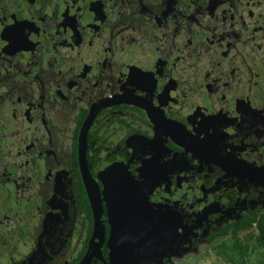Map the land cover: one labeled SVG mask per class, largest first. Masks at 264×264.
<instances>
[{
	"label": "flooded vegetation",
	"instance_id": "1",
	"mask_svg": "<svg viewBox=\"0 0 264 264\" xmlns=\"http://www.w3.org/2000/svg\"><path fill=\"white\" fill-rule=\"evenodd\" d=\"M81 146L100 191L139 188L127 264L230 240L264 209V0H0V264H111L128 205L91 239Z\"/></svg>",
	"mask_w": 264,
	"mask_h": 264
},
{
	"label": "water",
	"instance_id": "2",
	"mask_svg": "<svg viewBox=\"0 0 264 264\" xmlns=\"http://www.w3.org/2000/svg\"><path fill=\"white\" fill-rule=\"evenodd\" d=\"M84 135V134H83ZM84 139L81 140V144H84ZM79 161H80V170L82 174V179L84 181L85 191L87 194L89 206L93 212V231H92V237L93 240L95 234L97 237H99L100 241H103V223L101 220V213L103 212V204L106 207L107 205H110V202L107 200L110 198L116 197V208L118 210V202L120 201L124 205V208L126 205L129 207L131 206V202L134 198L132 196V193H137L138 189L135 185V182L133 181L132 176L127 172L124 171L125 169H122L124 173L122 176L115 175L114 177L109 176L113 173V168H109L106 171V181H107V188L106 193L110 191H115V193H118V196H106L103 193V190L100 191L98 186L94 183L93 179L91 178L87 165H86V159H85V149L83 146L80 148L79 152ZM118 169V168H117ZM116 169V170H117ZM116 177L125 178L124 181L117 180ZM258 178L261 179V182L264 181V174L260 175ZM122 182V183H121ZM122 184L121 189L118 188L119 184ZM109 199V200H110ZM120 209V208H119ZM124 217V216H123ZM145 217L142 215H128L127 217L123 218V222L121 224H116L114 230L112 231V234L109 238V241L112 239L114 249L110 250L112 253V257L110 258L111 264H127L125 262V259L133 258L138 253L143 254L142 257H144L147 253L148 248L155 247V238L152 237L150 234H148V227L144 223ZM108 247L112 248V245L108 242ZM160 247L158 248V250ZM170 246H166L163 251H169ZM134 250V251H133ZM119 252V253H118ZM93 254V251H90L89 254H86L83 256L81 262L79 264H85L88 261V258ZM140 257V258H142ZM155 264L161 263L160 256L157 257L156 261H154Z\"/></svg>",
	"mask_w": 264,
	"mask_h": 264
},
{
	"label": "rangeland",
	"instance_id": "3",
	"mask_svg": "<svg viewBox=\"0 0 264 264\" xmlns=\"http://www.w3.org/2000/svg\"><path fill=\"white\" fill-rule=\"evenodd\" d=\"M118 167V166H117ZM117 167H114V169H117ZM113 168V167H111ZM113 170V169H111ZM113 174V175H112ZM109 176L114 177L117 174L116 170H113V173ZM117 180L122 181L123 179L120 177H116ZM106 180V179H105ZM108 186V184H107ZM105 186V188H107ZM104 193H106V190L104 189ZM127 210L130 212L134 211V208L126 206ZM131 215V214H130ZM226 236H219L215 239H212L208 245L205 246H199L200 252L197 254V252H187L184 250L182 252V255H179L178 257H174L177 260H172L173 264H230L225 256L221 254V252L217 251L213 248V246H216L220 243V241L224 240ZM245 236H249L248 240L245 238ZM239 239L242 241L249 242L251 250H249L246 259L247 264H264V249L260 247L259 245V236L255 230H250L248 232H240L238 235ZM176 252V250H175ZM173 254H170L169 256L172 257ZM134 261V262H133ZM130 263L133 264H147L145 260L136 259L133 260Z\"/></svg>",
	"mask_w": 264,
	"mask_h": 264
},
{
	"label": "trees",
	"instance_id": "4",
	"mask_svg": "<svg viewBox=\"0 0 264 264\" xmlns=\"http://www.w3.org/2000/svg\"><path fill=\"white\" fill-rule=\"evenodd\" d=\"M75 159H76V154L75 151L73 150L71 162H74ZM78 182L80 184V181ZM80 194H81L83 210L87 214L88 220L91 222L90 211L87 208V200L82 186H80ZM255 213L256 216L255 214H252L251 217L244 219L240 224L234 225L233 229L231 228L230 225H228L225 226L222 231L223 233H226L229 229H231L232 238L228 241L221 242L220 245L218 246L219 248L217 251L221 252V254L225 256V258L230 264H247L246 255L248 254L249 250H251V247L249 242L242 241L241 239H239L238 235L240 232H248L250 230H255L259 236V240H260L259 245L261 248L264 249V209L259 210ZM106 233H107V229H106ZM248 237L249 236H245L247 240L249 239ZM104 252L106 254V251ZM76 260L77 259H75L71 264H74Z\"/></svg>",
	"mask_w": 264,
	"mask_h": 264
},
{
	"label": "bare ground",
	"instance_id": "5",
	"mask_svg": "<svg viewBox=\"0 0 264 264\" xmlns=\"http://www.w3.org/2000/svg\"><path fill=\"white\" fill-rule=\"evenodd\" d=\"M195 152H196V150H195ZM235 173L238 175V172L235 171Z\"/></svg>",
	"mask_w": 264,
	"mask_h": 264
}]
</instances>
